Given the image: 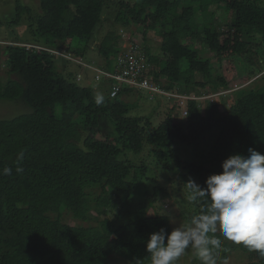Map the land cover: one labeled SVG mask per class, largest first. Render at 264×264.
Instances as JSON below:
<instances>
[{
	"label": "trees",
	"instance_id": "1",
	"mask_svg": "<svg viewBox=\"0 0 264 264\" xmlns=\"http://www.w3.org/2000/svg\"><path fill=\"white\" fill-rule=\"evenodd\" d=\"M38 1L35 12L17 0V14L7 19L15 35L2 48L12 77L0 84V101L20 99L30 110L0 118V264L117 263L113 257L123 258V264H151L149 234L174 228L169 215L155 209L170 197L162 171H181L177 193L187 178L206 187V178L222 172V161L232 154L248 155L249 148L264 153V0ZM215 5L221 15L228 13L225 21L211 10ZM106 10H114L113 17ZM23 25L30 32L26 39L14 32ZM141 25L145 39L150 31L161 38L160 53L141 43L150 79L169 93H154L153 111L165 113L157 123L150 114H130L122 100L128 88L112 97L118 84L113 78H95L108 89L97 104L92 84L82 85L83 78L67 65L83 64L60 55L71 52L83 59L95 41L103 59L99 68L114 72L122 49L119 28L133 36ZM100 29L107 32L97 41ZM225 36L232 39L230 46L222 42ZM22 41L46 48H29ZM82 42L86 46L74 45ZM210 52L220 65L232 55L242 76L253 80L232 89ZM87 70L82 69L86 75ZM218 91L232 100L222 108L219 100L207 98L200 108L197 98H187L185 116L173 96ZM175 115L182 118L175 121ZM201 142L204 149L197 147ZM189 143L198 149L190 160L184 158ZM151 207L155 213L149 215ZM205 207L198 199L190 214L182 211L189 221ZM216 235L221 239L217 264L234 251L250 252ZM192 253L188 264H201Z\"/></svg>",
	"mask_w": 264,
	"mask_h": 264
},
{
	"label": "clouds",
	"instance_id": "2",
	"mask_svg": "<svg viewBox=\"0 0 264 264\" xmlns=\"http://www.w3.org/2000/svg\"><path fill=\"white\" fill-rule=\"evenodd\" d=\"M126 88L127 91L122 93L124 102V96L136 90L137 93L146 91L150 100L156 99L149 90L126 84L112 97H117ZM95 99L100 104L103 96L98 94ZM3 171L10 174L11 169ZM185 184L192 193L190 198L203 199L206 207L193 215L188 223H180L170 232L161 227L149 234L146 250L151 264H176L189 248L195 251L201 264H217L216 251L221 248L217 232L225 240L243 244L250 251L264 256V153L249 148L248 155L232 154L222 161V172L206 178V187L191 178ZM169 221L176 223L171 214Z\"/></svg>",
	"mask_w": 264,
	"mask_h": 264
},
{
	"label": "rangeland",
	"instance_id": "3",
	"mask_svg": "<svg viewBox=\"0 0 264 264\" xmlns=\"http://www.w3.org/2000/svg\"><path fill=\"white\" fill-rule=\"evenodd\" d=\"M21 2L29 7H31L33 9V11H40V7H39V1L38 0H21ZM16 7H17V0H0V14L3 17L2 22H0V36L8 41H11L12 36H14L15 34L12 33V29L13 27H11L8 23H7V19L15 16L16 13ZM211 10H216V17L220 18L221 20L225 21L227 18V15H221L224 12H221L220 9H218V7L215 6H211ZM28 13L24 14L27 15ZM30 14V13H29ZM109 14V17H113L114 15V10H106L105 15ZM226 16V17H224ZM111 19V18H110ZM109 23H111V21L109 20ZM109 23L108 25H106V29L110 28L109 27ZM15 29V33L20 36V38H24L26 39L27 37H30V32L29 29L23 25V26H18V27H14ZM124 28L121 27L119 28L120 32L122 33V36L120 37L122 41V45L123 43H127L128 45H130L131 43H139L141 46L144 42V44H148L150 45L151 49L153 52L155 53H160V45H161V38L157 37V34L154 31H150L147 33V39H149L147 43L144 37V33H143V26H138L135 28L136 33L133 34V36L130 35V33H128L127 31L123 30ZM106 31V30H105ZM104 29H100L98 32V36H95V39H97V41H99L100 39H102L103 35L107 32H105ZM131 36V41L130 38L128 36ZM227 36L224 37V39L222 40V42L226 45V46H230L232 39L229 37L227 39H225ZM96 41V42H97ZM142 43V44H141ZM81 45L86 46L85 43H79V45L76 43L74 45H77L76 47H79ZM6 45V44H5ZM3 44L0 45V84H4L7 80L8 77H12L11 74L8 72V66L5 60V55L2 52V48L5 46ZM21 45H27V43L24 41L21 42ZM28 46V45H27ZM36 46V45H35ZM42 46V45H40ZM37 47V46H36ZM97 47V43H95V41H92L89 46H87L86 50L83 53V61L89 64H93L94 65H100L101 62L103 61L102 58H100V54L99 51L96 49ZM38 48V47H37ZM60 50H65V49H60ZM51 52H55L51 51ZM62 52V51H61ZM58 54H60L59 52H57ZM75 54V53H74ZM210 55H212V64L213 66H216V70H218L223 76H225L227 78L228 81L232 82V85L234 84L235 87L233 88H237L239 86H245L247 85L249 82H251V80H247V78L243 77L242 74L240 73L241 70V64L240 62L236 61L235 59L232 58V55H228L227 57H225L224 61L222 62V64L220 65L219 60L217 58V55L215 54V52H210ZM61 56H64L62 54H60ZM119 56V53H118ZM68 66L71 67V70L75 73H77V78H79L80 75H78V72L82 71L84 67L83 65H79V67L75 64H68ZM264 66V65H263ZM248 68H251L248 67ZM84 76L81 77L84 80L81 79L80 83L82 85H88V84H92V87L94 88L96 94L98 95H102L105 96L107 95V88L104 85L103 81H97L95 80L94 77V72L93 70H87L88 75H86L87 73L82 71ZM262 73H259L257 76H260ZM13 75V74H12ZM15 76V75H13ZM89 76V77H88ZM79 81V80H78ZM242 84V85H240ZM201 90H204V88H200ZM207 90L205 89V92ZM194 94V93H192ZM129 95V96H128ZM126 98L125 103L129 104L131 107L130 110V114L131 115H149L151 116V121L153 123H157L158 121H160L161 119H163L165 117V113L158 111H153L154 106L157 104L156 99L154 100H150L148 97V93L146 91H140L137 93H129L127 95L124 96ZM207 98H214L216 100H219L221 107L223 106V102L229 103L232 99V97L227 93L226 95H223V92L218 91V92H213V93H209L207 92L206 94H203V97L198 98L199 99V106L200 108L203 107V103ZM164 101V100H163ZM172 102V100L168 101L166 103V105L170 104ZM162 107V105H160V108ZM223 108V107H222ZM221 108V110H223ZM162 109V108H161ZM184 109V108H183ZM30 110V108L28 107V105H26L25 103H23L22 100L17 99V100H1L0 101V118H13L15 116L27 113ZM153 111V112H152ZM178 115L180 116L179 112ZM181 115H182V109H181ZM177 115L174 116V120L178 121L180 120L182 117H179ZM184 144H179L177 145L178 149H181L183 147ZM204 142H201L199 145H197V147L204 149ZM188 147L191 149H186L184 151V158L186 159H191L194 154H196V152L198 151V149L196 148V145L193 144H188ZM183 176L181 175V171L178 172H174V171H162L161 175H160V180L161 182H167L168 186H170V197L169 198H165L163 200H160L156 203V207L155 209L161 213V214H171L172 216H174L176 223H172L173 227H177L180 223H188V220L186 218V216L188 214L191 213L193 207H194V200H192L190 197L192 196L191 191L188 189L187 185L185 183H187V181L190 178L185 179L184 184H182V189L180 191H178L176 193V187L177 185H179V182L182 181ZM175 191V194H174ZM180 202V203H178ZM184 210L186 214H184V212L182 211ZM147 213L153 214L154 209L151 207L147 210ZM65 220L70 222V223H75V221L71 218L70 215L65 214ZM187 251H188V256H187ZM194 250H192L191 248H189L188 250H186L185 254L182 255L179 260V264H188L189 260H190V256L193 257L191 254H193ZM112 260H116L117 263L113 262V264H123L125 263V260L121 257H113ZM251 261H261L264 264V256H261L259 252L256 251H250L249 253H244L240 250L238 251H234L228 259L222 261L220 264H248Z\"/></svg>",
	"mask_w": 264,
	"mask_h": 264
},
{
	"label": "built area",
	"instance_id": "4",
	"mask_svg": "<svg viewBox=\"0 0 264 264\" xmlns=\"http://www.w3.org/2000/svg\"><path fill=\"white\" fill-rule=\"evenodd\" d=\"M12 41L3 39L0 36V44H10ZM14 43V42H13ZM16 44V43H14ZM28 45V46H27ZM26 46L29 48H37L38 50H44L46 47L28 43ZM56 52V51H55ZM146 50H137L134 46H131L127 53L121 54L118 57V60L114 66L116 70L114 72L106 71L104 68H97L95 70L97 78H114L118 84L113 86L111 95L115 96L117 92L121 89V86L126 84L129 86H134L139 89L149 90L152 95L154 93L164 92L158 85H156L149 77L148 73L151 68V64L147 62ZM70 59H77L72 54L66 56ZM78 75L81 76L80 73ZM79 76V77H80ZM165 95H168V92H164ZM175 96L178 99V104L182 107V116H185L187 113L186 100L187 98H200L203 96H195V94L189 95H179L175 93ZM184 108V109H183Z\"/></svg>",
	"mask_w": 264,
	"mask_h": 264
},
{
	"label": "bare ground",
	"instance_id": "5",
	"mask_svg": "<svg viewBox=\"0 0 264 264\" xmlns=\"http://www.w3.org/2000/svg\"><path fill=\"white\" fill-rule=\"evenodd\" d=\"M124 30V29H123ZM121 33H123V32H121ZM129 33V32H128ZM131 35V34H130ZM128 36L129 38H130V40L132 39L131 38V36ZM122 36V35H121ZM121 40H123V39H121ZM131 41H133V40H131ZM131 46H134L137 50H142V46L139 44V43H131L130 45H128L126 42L125 43H123V45L121 44V47H122V49H121V52L119 53V55H121V54H124V53H127L128 51H129V49L131 48ZM63 52V55L66 57V56H68L69 54H71V52H65V51H62ZM118 55H117V57H116V59H118ZM68 58V57H67ZM70 59V58H69ZM75 60V59H74ZM78 62H80L81 64H83L85 67H87L89 70H93V71H95L97 68H99V66L98 65H94V63L93 64H89V63H86V62H84L83 61V59H76ZM95 73V72H94ZM81 74V73H80ZM82 77V74H81V76L79 77V78H81ZM94 77L96 78V79H98L97 78V76H96V74H94Z\"/></svg>",
	"mask_w": 264,
	"mask_h": 264
}]
</instances>
